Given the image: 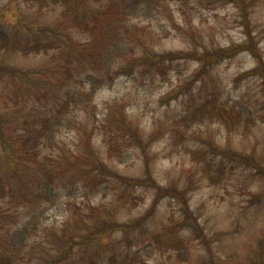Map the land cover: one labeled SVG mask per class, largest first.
<instances>
[{
	"label": "rangeland",
	"instance_id": "rangeland-1",
	"mask_svg": "<svg viewBox=\"0 0 264 264\" xmlns=\"http://www.w3.org/2000/svg\"><path fill=\"white\" fill-rule=\"evenodd\" d=\"M261 74L264 0H0V261L264 264Z\"/></svg>",
	"mask_w": 264,
	"mask_h": 264
},
{
	"label": "trees",
	"instance_id": "trees-1",
	"mask_svg": "<svg viewBox=\"0 0 264 264\" xmlns=\"http://www.w3.org/2000/svg\"><path fill=\"white\" fill-rule=\"evenodd\" d=\"M67 3V2H66ZM67 11H69V9L67 10ZM51 45V46H50ZM40 48H42V49H45L46 51H49V50H51V49H53V46H52V44H45V43H42V44H38L36 47H35V49H40ZM231 51H233V50H230V51H224L226 54L227 53H229V52H231ZM224 52H221V53H223L224 54ZM209 56H211V55H209ZM126 70V69H125ZM260 69H256L253 73H256V72H258ZM122 71V70H121ZM261 72H263L262 70H260ZM121 73V72H120ZM262 76H264V74H261ZM33 142H34V140H33ZM32 145V144H31ZM35 146H37L36 144H35ZM18 149V147L15 149V150H17ZM46 172H47V174H48V176H51V174H50V171L49 170H46ZM6 192H10V191H7V189L5 188V185L3 184V180L0 178V196L1 197H3L4 196V193H6ZM3 193V194H2ZM109 229H112L111 228V225H108V226H104L103 227V229H102V231H103V233H105L106 231H108ZM97 232H94V233H89V236H88V239H84L85 241H89V240H95V239H97ZM80 244H77L76 246H79ZM67 250H65V254L62 256V258H68V257H70V255H66V254H68V253H70L73 249L71 248V247H69V246H67V248H66ZM63 253V252H62ZM61 258V259H62ZM2 260H4V261H0V264H9V262L7 261V257L6 256H2Z\"/></svg>",
	"mask_w": 264,
	"mask_h": 264
}]
</instances>
